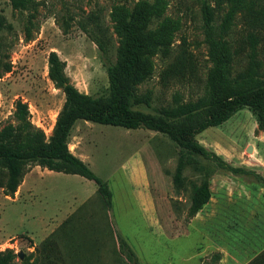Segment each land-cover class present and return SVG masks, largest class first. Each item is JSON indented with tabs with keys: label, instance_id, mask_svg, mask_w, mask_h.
<instances>
[{
	"label": "rangeland",
	"instance_id": "374dc122",
	"mask_svg": "<svg viewBox=\"0 0 264 264\" xmlns=\"http://www.w3.org/2000/svg\"><path fill=\"white\" fill-rule=\"evenodd\" d=\"M142 5L151 6L147 20L140 29H128ZM199 6L197 0H22L19 5L0 0V127L15 123L20 99L32 124L47 139L51 135L64 93L48 77L50 51L64 61L79 91L107 98L106 66L138 39L132 93L148 103L132 108L153 115L162 106H174L175 94L182 102L204 97L223 46L229 53L224 72L232 85L252 54L264 78V22L247 21L239 9L222 30L226 8H221L208 28ZM160 31L167 34L163 46L142 40ZM250 31L257 35L252 45ZM96 38L106 41L107 54ZM194 138L249 173L235 175L186 153L183 186L176 188L172 177L180 149L167 135L77 120L68 148L107 182L111 210L95 195L94 181L31 163L20 193L10 197L0 188V252L17 254L10 264H264V186L258 179H264V128L256 113L242 106ZM202 182L210 198L190 214L193 191ZM86 197H91L83 207L87 213L73 212ZM117 236L133 250V259Z\"/></svg>",
	"mask_w": 264,
	"mask_h": 264
},
{
	"label": "trees",
	"instance_id": "16d2710c",
	"mask_svg": "<svg viewBox=\"0 0 264 264\" xmlns=\"http://www.w3.org/2000/svg\"><path fill=\"white\" fill-rule=\"evenodd\" d=\"M204 24L213 28L216 11L226 8L219 28H228L236 11L245 10L247 21L264 22V5L261 0H197ZM15 5L22 0H13ZM213 3V4H212ZM151 6H138L127 27L135 31L144 23ZM1 23V21H0ZM122 25H126L123 23ZM142 35V34H141ZM161 31L143 35L142 40L150 41L151 46H163L164 37ZM257 35L250 31L247 42L253 44ZM121 50L120 59L106 66L110 94L107 98L95 97L79 91L66 75L65 64L55 51L48 54V77L55 87L64 93V102L59 110L51 135L46 138L43 130L34 126L29 119L27 105L22 100L15 101V123H6L0 127V188L6 196L13 197L21 184L27 166L31 163L48 170L77 174L94 181L97 195L103 205L111 209L112 193L106 181L97 176L90 167L68 148V138L77 120L91 121L104 125H114L126 129L145 128L167 135L180 149L174 168L172 182L176 188L183 186L182 171L186 162V153L200 155L213 162L218 168L238 175L249 173L242 167L232 166L214 150L207 148L194 138L209 127H214L228 119L233 112L242 106H250L256 113L258 125L264 128V78L257 73V63L250 56L249 66L241 73L239 80L232 85L225 75L228 64V48L223 46L221 60L216 63L209 75L210 89L204 97L196 101L182 102L178 94L174 96V106H162L158 114H148L134 110L133 104L148 103V98L133 97L131 77L136 68L139 45L133 38ZM95 43L102 54H107L106 41L96 38ZM137 45H136V44ZM227 52V53H226ZM228 54V57H227ZM204 110V114L200 112ZM197 117L195 124H191ZM195 121V120H194ZM264 186V179L259 177ZM210 191L207 182L200 183L193 191L190 214L196 213L208 202ZM65 220L61 225L66 224ZM118 241L126 247V256L133 259L134 252L126 246L119 236ZM49 237L43 240V246ZM43 247V248H44ZM17 254L11 250L0 252V264H10ZM215 260L219 259L216 254Z\"/></svg>",
	"mask_w": 264,
	"mask_h": 264
},
{
	"label": "crops",
	"instance_id": "0c3cea01",
	"mask_svg": "<svg viewBox=\"0 0 264 264\" xmlns=\"http://www.w3.org/2000/svg\"><path fill=\"white\" fill-rule=\"evenodd\" d=\"M74 155H76L77 157H79L77 154H75L74 152H72ZM80 158V157H79ZM80 159H82V158H80ZM85 163H86V160L85 159H82ZM23 183H24V181L22 180V182H21V184L18 186V188H17V190H16V192L15 193H20L22 190H21V188L23 187L22 185H23ZM95 195L98 197V195H97V187H96V191H95ZM93 198V197H92ZM91 199V197H86L85 199H82L81 200V202H80V204H79V206H77V207H75L74 208V210H73V212L74 211H76L78 208H79V210H81V209H84V212H86V210H85V208H83V207H85L86 206V204L89 202V200ZM89 208H91L90 206H89ZM111 210V209H110ZM92 211H95L94 209L92 210ZM73 212L72 213H70L69 215H67L61 222H59L58 224H57V226L56 227H60L61 226V224L65 221V220H67V218H69L72 214H73ZM87 213V212H86ZM92 212L90 211V214H91ZM90 217V216H89ZM111 216H109V219H110V221H111V218H110ZM60 225V226H59ZM54 226V227H55ZM111 227H112V229H113V226H112V224H111ZM112 229H111V231H112ZM112 233H113V231H112Z\"/></svg>",
	"mask_w": 264,
	"mask_h": 264
},
{
	"label": "water",
	"instance_id": "95a60500",
	"mask_svg": "<svg viewBox=\"0 0 264 264\" xmlns=\"http://www.w3.org/2000/svg\"><path fill=\"white\" fill-rule=\"evenodd\" d=\"M248 150H249V148H248ZM19 256H21V253L20 254H18Z\"/></svg>",
	"mask_w": 264,
	"mask_h": 264
}]
</instances>
